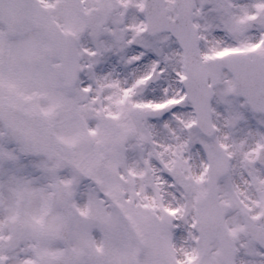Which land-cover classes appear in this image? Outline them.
Wrapping results in <instances>:
<instances>
[{
	"label": "snow or ice",
	"instance_id": "snow-or-ice-1",
	"mask_svg": "<svg viewBox=\"0 0 264 264\" xmlns=\"http://www.w3.org/2000/svg\"><path fill=\"white\" fill-rule=\"evenodd\" d=\"M0 264H264V0H0Z\"/></svg>",
	"mask_w": 264,
	"mask_h": 264
}]
</instances>
